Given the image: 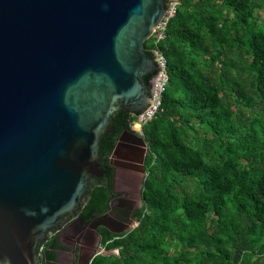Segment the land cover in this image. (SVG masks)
Listing matches in <instances>:
<instances>
[{
	"label": "trees",
	"instance_id": "trees-1",
	"mask_svg": "<svg viewBox=\"0 0 264 264\" xmlns=\"http://www.w3.org/2000/svg\"><path fill=\"white\" fill-rule=\"evenodd\" d=\"M165 35L145 42L151 59L155 49L166 57L169 84L143 128L137 226L121 234L100 227L107 254L91 264H264V0H180ZM134 121L118 111L102 136L107 177L90 182L78 213L88 224L117 197L110 157ZM59 250L54 235L40 264H59Z\"/></svg>",
	"mask_w": 264,
	"mask_h": 264
},
{
	"label": "water",
	"instance_id": "water-1",
	"mask_svg": "<svg viewBox=\"0 0 264 264\" xmlns=\"http://www.w3.org/2000/svg\"><path fill=\"white\" fill-rule=\"evenodd\" d=\"M167 4L0 0V264H40L38 253L68 217L93 225L78 213L90 182L106 177L102 136L111 133L116 112L135 116L151 102L154 78L147 84L144 77L158 67L145 42ZM129 133L110 157L115 168ZM115 177L116 169L113 185ZM120 200L95 219L106 221ZM100 227L128 231L104 223L96 226L97 237ZM100 243L86 264L107 254Z\"/></svg>",
	"mask_w": 264,
	"mask_h": 264
},
{
	"label": "crops",
	"instance_id": "crops-1",
	"mask_svg": "<svg viewBox=\"0 0 264 264\" xmlns=\"http://www.w3.org/2000/svg\"><path fill=\"white\" fill-rule=\"evenodd\" d=\"M132 134H126L123 137V141L121 143V146L119 148L120 153L115 155V164L118 166V163H122L124 162L125 164H128L134 168H128V169H121L120 167L116 168V177H115V187H116V191L117 193L120 192H131V183L133 180H136L137 183V188L139 190V193H141L142 187H143V181L146 178L147 173H144V166L142 165L143 160L145 161L146 158V154L148 149L144 147L142 140L139 138L141 137L139 134H137L136 132H134L132 129ZM118 150V151H119ZM117 151V152H118ZM145 155V157H144ZM115 169V167H114ZM82 229H87L85 232L89 231V227H82ZM81 233H78L80 236ZM65 233H61L58 235V238L60 240V244L61 246L66 249L65 250H59L57 251V258H58V263L62 264V255H63V259L64 258H69L70 253H72L70 255V260L73 261V259L75 258V254H76V250H77V246L82 247L83 244V240H81V244L77 243L76 247L74 250H71L69 247V244L67 243V239H72L73 240V236H74V231L72 229H66ZM97 238V244H96V248L94 249V251H96L98 249V243L100 241V239L98 237ZM88 246V245H86ZM83 251H87V249L84 248H80V252H79V260H82V252ZM63 252H66L68 257H66L64 254H62ZM65 256V257H64Z\"/></svg>",
	"mask_w": 264,
	"mask_h": 264
},
{
	"label": "flooded vegetation",
	"instance_id": "flooded-vegetation-1",
	"mask_svg": "<svg viewBox=\"0 0 264 264\" xmlns=\"http://www.w3.org/2000/svg\"><path fill=\"white\" fill-rule=\"evenodd\" d=\"M119 153H120V150L117 152V154H119ZM114 161H115V159H114ZM118 167H120L121 169H128V168L132 169V168H134L128 164H125L124 162L118 163L117 168ZM106 177L104 179H100V180H105ZM131 189H132L131 192H128V193H125V192L117 193L115 184L113 185V190L115 192V193L114 192L113 193L117 195V197L114 199L121 198L122 200L116 201L114 203V205H113V211L114 212L110 216H107L106 221L111 223L112 226L115 227L116 229H120V228L126 229V227H130L136 223V220L134 218V213L137 210H139L141 208V205H142V202H141L142 196H141V193H139V190L137 188L136 180L132 181ZM142 189H143V187H142ZM110 210H111V206H110ZM110 210H109V212H110ZM63 226H64L63 230L59 233H55V235L58 236L61 233H65L66 229H69V228L72 229L74 231L73 240L67 239V243L70 246H72L71 250H74L77 243L81 244V240H83L82 247L77 246L76 252L78 254V257L76 258V254H75V258L72 261V264H80V260H79L80 248L92 249L93 246L95 248L96 244H97V241L95 239V234L90 233L89 231L85 232L87 229H85V230L82 229L81 225L73 217H68L67 219H65ZM131 229H133V228L131 227L130 229H128V231H130ZM83 230H84V232H82V234H80V236H77V235H79L78 233H81V231H83ZM98 238H100V237H98ZM86 245H88V246H86ZM100 245H101V243H100ZM38 255H39V253H38Z\"/></svg>",
	"mask_w": 264,
	"mask_h": 264
},
{
	"label": "built area",
	"instance_id": "built-area-1",
	"mask_svg": "<svg viewBox=\"0 0 264 264\" xmlns=\"http://www.w3.org/2000/svg\"><path fill=\"white\" fill-rule=\"evenodd\" d=\"M167 11L166 14L161 21V23L156 27L153 32V38L156 39V43L159 44L166 37V29L171 21L177 14V8L180 5V0H167ZM155 56L154 60L157 64V72L154 77L153 83V93L151 95V102L148 108L143 113H138L135 115V121L132 123V130L137 134L143 136V128L149 122H151L155 116L160 112L163 106V99L165 92L167 90L169 84V73H168V62L166 57L159 49H155L153 51ZM43 252V248L39 253L41 258V254Z\"/></svg>",
	"mask_w": 264,
	"mask_h": 264
},
{
	"label": "rangeland",
	"instance_id": "rangeland-1",
	"mask_svg": "<svg viewBox=\"0 0 264 264\" xmlns=\"http://www.w3.org/2000/svg\"><path fill=\"white\" fill-rule=\"evenodd\" d=\"M106 224L107 225V227H109L111 230H113V231H123V230H128V229H130L131 227L132 228H134L135 226H136V223L135 224H133L132 226H130V227H126V229L124 228H120V229H116L115 227H113L112 226V224L111 223H109V222H106L105 220H103V219H95L94 220V223H93V225L89 228L90 230H89V232L90 233H93V234H95V229H96V226L97 225H100V224ZM95 239L97 240V238H96V234H95ZM100 239V238H99ZM69 247H70V249H72V246H70L69 245ZM96 248V247H95ZM94 246H93V248L92 249H87V251L85 252V251H83L82 253V260L80 261V264H86V261L89 259V257L95 252L94 251ZM98 250V249H97ZM103 252H104V249L102 250ZM106 253V252H105ZM62 254H64L66 257H68V255H67V253L66 252H63ZM72 253H70V255H71ZM70 255H69V258H64L63 259V255H62V264H72V261L70 260ZM64 256V257H65Z\"/></svg>",
	"mask_w": 264,
	"mask_h": 264
}]
</instances>
